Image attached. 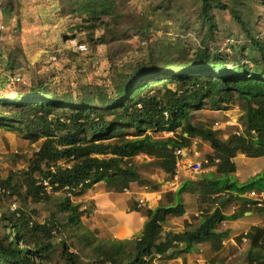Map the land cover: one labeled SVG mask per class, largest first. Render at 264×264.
<instances>
[{
    "label": "trees",
    "instance_id": "obj_1",
    "mask_svg": "<svg viewBox=\"0 0 264 264\" xmlns=\"http://www.w3.org/2000/svg\"><path fill=\"white\" fill-rule=\"evenodd\" d=\"M247 1L197 0L202 36L191 51L181 44L171 46L157 37L150 29L152 21L147 14L128 20L127 15L116 10L115 0H61L73 15L85 16L70 30L73 34L85 32L92 47L97 42L109 43L128 36L135 30L143 51L123 66L115 64L112 57L108 82L91 90L79 88L76 95L72 91H46L43 84L26 90L15 84L10 94L0 93V110L7 112H0V124L17 129L33 142L43 139L22 182L14 173L7 178L0 176V187L9 191L8 195L0 194V264H78L83 255L89 259L88 264H152L155 255L188 253L202 243H211L214 250L221 248L228 231H217V224L237 220L250 211L251 207L246 206V195L250 192L264 195V171L243 183L233 175L236 166L232 158L238 150L251 158L264 156V43L237 10V5L249 7L257 0ZM218 9L230 12L252 45L258 47L259 57H251L244 48L234 55L220 50L216 45ZM96 32L101 33L98 39L94 37ZM210 44H214L212 49ZM157 86H160L157 93L148 92ZM235 94L245 104V127L249 134L255 133L257 144L243 136L222 141L205 124L191 121V108H220L231 103ZM179 127L181 132L177 136L163 139L147 133V130L174 132ZM128 128L134 129L135 134L128 136L124 131ZM196 137L213 149L210 161L219 160L217 171L221 175L209 182L207 193L225 192L229 200L242 201L237 213L224 215L216 209L189 230L164 233L167 214L181 216L183 211L159 205L146 211L147 220L138 237L94 243V233H71L80 249L70 253L69 246L75 244L65 245L62 239L64 248L59 252L53 245V232L79 222L78 205L67 197L61 198L55 203L56 212L69 213L65 221L53 216L50 222L42 224L32 219L35 211L26 209L27 199L33 203L50 200L44 187L37 184L35 174L50 177V184H58L57 189L80 184L86 188L101 181L115 190H126L133 183L151 184L157 189V184L142 178L135 157L140 154L153 157L164 172L174 176L178 160L174 152L188 148ZM106 154L110 156L104 157ZM69 160L71 166L58 164ZM186 186L181 185L172 193L177 206L182 204L181 194ZM14 195L22 198L25 207L19 209V216L6 206ZM254 209L264 211V202ZM246 236L251 242L249 264H264V226L251 227Z\"/></svg>",
    "mask_w": 264,
    "mask_h": 264
},
{
    "label": "rangeland",
    "instance_id": "obj_2",
    "mask_svg": "<svg viewBox=\"0 0 264 264\" xmlns=\"http://www.w3.org/2000/svg\"><path fill=\"white\" fill-rule=\"evenodd\" d=\"M115 8L127 15L128 20L138 15H149L152 21L150 29L171 46L181 44L194 51L199 45L202 33L197 19V0H115ZM237 10L246 19L248 28L257 33V38L264 43V0H257L249 7L237 5ZM215 15L219 25L216 45L221 51L234 55L235 52L238 53L244 48L251 57H259L258 47L252 45L251 39L245 36L243 29L234 21L228 10H215ZM84 18L83 15H73L61 0H0L1 96L10 94L15 84L25 90L43 84L46 91H72L76 95L79 93V88L91 90L94 86H100L108 80L109 69L113 63L112 57L116 59L115 64L123 66L143 51V45L141 46L138 42L135 30H132L128 36H121L109 43L97 42L92 47L85 32L73 34L70 30ZM100 35V32H96L95 39H98ZM71 39L86 44L87 52L83 54L74 52L68 42ZM209 47L212 49L214 44H210ZM250 65L254 66L253 63ZM171 87L174 88V86ZM159 89L160 86H157L148 92L157 93ZM234 96L235 99L231 103L223 104L220 108L211 106L191 108L189 111L191 121L205 124L215 131L222 141L228 142L234 136H243L251 138L252 142L257 144L255 133L249 134L245 127V104L243 100L237 98L236 94ZM2 111L7 114L5 109L0 110ZM124 131L128 136L135 134L134 129L128 128ZM180 132L181 127L174 132L147 130L153 138L161 139L177 136ZM183 136H186V133H183ZM42 140L33 142L17 129L0 124V176L7 178L14 173L22 182ZM183 152L184 155L179 156L177 160L178 165L176 163V178L164 172L153 157L144 154L135 157L134 163L138 166L142 178L157 184V189H154L151 184L133 183L126 190H115L107 188L105 182L101 181L73 195L72 202L78 205L77 209H83L81 211L84 213L91 208L90 203L82 200L89 190L111 192L118 197L132 191L133 196L129 206L131 211L138 210L145 215L147 210L159 205H171L175 207V211H183L181 216H175L172 212L167 214L163 223L164 233L189 230L196 226L201 217L213 213L216 209L224 215L237 213L241 209L242 201L229 200L225 192L207 193L210 190L209 182L221 175L217 171L219 160L216 159L214 163L210 161L214 155L210 144L196 137L191 140L188 148H183ZM109 156L110 154H106L104 157ZM232 161L236 166L233 175L240 183L264 171V156L251 158L246 152L238 150ZM194 162H201L200 170H194ZM58 164L71 166L72 160L61 161ZM34 177L41 178L39 174H35ZM184 184H187V189L181 194V206H177L172 193ZM49 195L50 200L40 203H33L27 199V211H35L36 213L31 214V217L41 224L50 222L49 219L53 216L65 221L64 218L69 213H57L55 206V203L65 196L61 192ZM104 198H107V194H104ZM141 199L144 205L139 208L138 203ZM13 202L20 209H25L22 198L16 195L7 200L6 206L9 207ZM83 205L86 209L82 208ZM145 218L146 221L147 217ZM110 224L111 221L105 218L99 221L90 219L89 214L88 217L82 215L73 227H62L59 231L53 232V245L60 252L64 248L62 239L65 240V245L74 243L71 233H94L92 236L95 239L94 243L96 240L116 239L98 234L111 233L108 231ZM255 226H264V211L255 210L253 206L241 218L217 224V231H228V235L222 238L220 249L214 250L209 242L202 243L196 246V250L188 253L182 251L168 256L155 255L152 264H249L247 255L251 242L246 234L251 227ZM106 227L108 229H104ZM135 237L132 235L125 239ZM74 244L69 246L70 253L80 249L77 240ZM88 263L89 259L83 255L78 264Z\"/></svg>",
    "mask_w": 264,
    "mask_h": 264
},
{
    "label": "crops",
    "instance_id": "obj_3",
    "mask_svg": "<svg viewBox=\"0 0 264 264\" xmlns=\"http://www.w3.org/2000/svg\"><path fill=\"white\" fill-rule=\"evenodd\" d=\"M132 193L133 192L130 191L123 193V196L118 197L111 192L107 193L105 191L96 192L89 190L87 193H85V196L82 197V200H86L88 203H90L91 208L87 209V211L84 213L81 211L83 209H78V211L80 210L79 212L86 217H88L89 214V218L92 220L98 219L100 221L105 218L107 221H111L110 229H108V227L104 228L108 229V231L111 233H98L101 236L104 235L106 237L121 240L129 238V236L132 235L137 237L140 235L142 230L146 219V214L144 215L138 210H129V206L131 205L130 200L133 196ZM104 194H107V198H104ZM82 208L86 209L84 205ZM136 231L138 233H129Z\"/></svg>",
    "mask_w": 264,
    "mask_h": 264
},
{
    "label": "built area",
    "instance_id": "obj_4",
    "mask_svg": "<svg viewBox=\"0 0 264 264\" xmlns=\"http://www.w3.org/2000/svg\"><path fill=\"white\" fill-rule=\"evenodd\" d=\"M68 42H69V46L71 47V49L76 53L83 54L87 52L88 50L86 44L76 41L75 39H71ZM165 114L167 115V112ZM174 154L177 156V158H179V156H183L184 155L183 148L177 149L174 152ZM194 166H195L194 170L198 171L200 170L202 164L201 162H194ZM174 177L176 178L175 175ZM37 184L43 186L44 191L48 194L61 192L65 197L69 198L70 200H72L73 195H75L76 193H80L84 189L83 184H80L77 187H72L70 185H67V186L62 187L61 189H57L58 184H54V185L50 184V177H41L40 179H38ZM0 194L8 195L9 191H7V189L5 188L0 187ZM247 199H248V202L246 203L247 207H253V206L261 207L264 202V195L262 193H256L252 191L247 195ZM143 205H144L143 201L139 200L138 207L140 208ZM9 208L11 211L16 212L17 216L20 215V212H19L20 208L15 202L11 203Z\"/></svg>",
    "mask_w": 264,
    "mask_h": 264
}]
</instances>
